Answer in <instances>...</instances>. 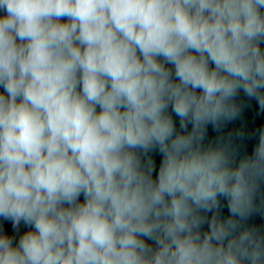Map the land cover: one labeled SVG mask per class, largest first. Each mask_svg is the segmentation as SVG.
<instances>
[{
	"label": "clouds",
	"instance_id": "9594fccd",
	"mask_svg": "<svg viewBox=\"0 0 264 264\" xmlns=\"http://www.w3.org/2000/svg\"><path fill=\"white\" fill-rule=\"evenodd\" d=\"M261 44L264 0H0V264H264Z\"/></svg>",
	"mask_w": 264,
	"mask_h": 264
},
{
	"label": "water",
	"instance_id": "95a60500",
	"mask_svg": "<svg viewBox=\"0 0 264 264\" xmlns=\"http://www.w3.org/2000/svg\"><path fill=\"white\" fill-rule=\"evenodd\" d=\"M261 48L264 49V44H261ZM239 99L243 104L246 105V107L244 108L242 118L236 121L234 124L229 125V128L243 127L247 131L251 132L255 129H258L261 126H264V114L259 113V109L255 101L248 100V98H246L243 95V93L240 94ZM215 136H216V133L211 128H209L208 139L206 140V143L209 140H214ZM255 143H256L255 137L247 138V139H244L243 141H238L237 142L238 159L239 157H242L244 155H251ZM153 158L156 162V166L158 169L161 156L157 153H154ZM261 198H264V182L260 183L259 190L257 192V197H256L257 203L260 202ZM208 215L210 217L211 213H209ZM221 215L222 216L229 215L228 208L226 206V201H223V199H222ZM245 226L246 227H256L260 229L261 231H264V216H261L260 214L252 215L245 222ZM207 230H208V225L204 224L202 226V232L207 231Z\"/></svg>",
	"mask_w": 264,
	"mask_h": 264
}]
</instances>
